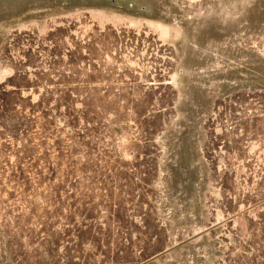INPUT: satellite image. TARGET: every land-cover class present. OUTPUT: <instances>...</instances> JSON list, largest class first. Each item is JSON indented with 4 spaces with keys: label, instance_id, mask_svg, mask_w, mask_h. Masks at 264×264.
<instances>
[{
    "label": "rangeland",
    "instance_id": "1",
    "mask_svg": "<svg viewBox=\"0 0 264 264\" xmlns=\"http://www.w3.org/2000/svg\"><path fill=\"white\" fill-rule=\"evenodd\" d=\"M0 264H264V0H0Z\"/></svg>",
    "mask_w": 264,
    "mask_h": 264
}]
</instances>
